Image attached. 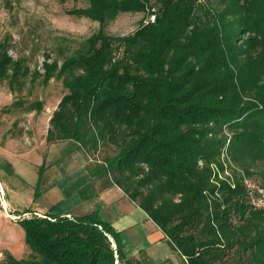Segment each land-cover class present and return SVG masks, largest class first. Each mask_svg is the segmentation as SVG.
I'll return each instance as SVG.
<instances>
[{"label":"trees","instance_id":"16d2710c","mask_svg":"<svg viewBox=\"0 0 264 264\" xmlns=\"http://www.w3.org/2000/svg\"><path fill=\"white\" fill-rule=\"evenodd\" d=\"M81 1L89 5L68 13L101 23L155 15L129 34L99 30L61 63H44L45 82L67 90L48 141L118 149L88 168L81 196L110 176L186 264H264V209L246 184L264 186V0ZM1 47L0 80L33 74ZM53 210L20 217L32 254L6 251L2 264H138L100 211Z\"/></svg>","mask_w":264,"mask_h":264},{"label":"rangeland","instance_id":"374dc122","mask_svg":"<svg viewBox=\"0 0 264 264\" xmlns=\"http://www.w3.org/2000/svg\"><path fill=\"white\" fill-rule=\"evenodd\" d=\"M88 5L81 0H0L1 48H7L14 59L23 60L33 73L18 82L11 78L0 80V264L6 251L17 258L32 254L25 242L26 231L19 222L20 217L32 215L26 211L40 210L44 214L54 209L62 213L76 204L71 185L81 173L74 171L79 168L77 159L68 157L77 143H53L47 139L51 117L67 90L62 80L52 78L45 82L44 63H61L99 30L125 35L152 17L145 12H124L101 23L68 13ZM37 102L41 108L31 109L29 105ZM117 150L113 144L102 143L97 150L80 149L79 157H84L83 164L91 169ZM54 168L61 171L50 170ZM110 185V176L96 178L89 193ZM86 206L87 203L79 205L75 212H82ZM181 260L177 256L178 264H182Z\"/></svg>","mask_w":264,"mask_h":264},{"label":"crops","instance_id":"0c3cea01","mask_svg":"<svg viewBox=\"0 0 264 264\" xmlns=\"http://www.w3.org/2000/svg\"><path fill=\"white\" fill-rule=\"evenodd\" d=\"M80 154L79 150H75L68 157L72 158L74 156V158L77 159L79 168L74 171L81 173L80 178L71 185V193L77 196L76 204L74 207L70 206L72 209L66 208L67 210L59 213L82 215L98 210L101 216L120 232L126 255L134 259L138 264H178L176 261L177 256L181 257V262L183 264L185 257L172 246L165 232L148 213L141 208L138 203L133 201L119 186L112 184L107 188L98 189L99 191L93 192L88 197L84 198L82 196L80 199L79 195H77V191H80L82 187L91 182L89 169L87 165L85 166V164H83L82 159L84 157H79L81 156ZM50 170L61 171L60 168ZM47 171H49V169ZM74 171L69 175L67 173V175H72ZM93 183H95V181H93ZM76 192L77 194H75ZM85 203H87L85 210H81L82 212H75V209H77L79 205H84ZM33 211L43 215L40 210Z\"/></svg>","mask_w":264,"mask_h":264},{"label":"built area","instance_id":"2783aa9c","mask_svg":"<svg viewBox=\"0 0 264 264\" xmlns=\"http://www.w3.org/2000/svg\"><path fill=\"white\" fill-rule=\"evenodd\" d=\"M151 20H155V15L151 17ZM246 184L250 190L253 204L264 209V186L250 178L246 179ZM117 264H119V261H117Z\"/></svg>","mask_w":264,"mask_h":264},{"label":"bare ground","instance_id":"6f19581e","mask_svg":"<svg viewBox=\"0 0 264 264\" xmlns=\"http://www.w3.org/2000/svg\"><path fill=\"white\" fill-rule=\"evenodd\" d=\"M3 187V185H2V182L0 181V188H2Z\"/></svg>","mask_w":264,"mask_h":264},{"label":"water","instance_id":"95a60500","mask_svg":"<svg viewBox=\"0 0 264 264\" xmlns=\"http://www.w3.org/2000/svg\"><path fill=\"white\" fill-rule=\"evenodd\" d=\"M114 246H115V247H117V244H116V243H114Z\"/></svg>","mask_w":264,"mask_h":264}]
</instances>
